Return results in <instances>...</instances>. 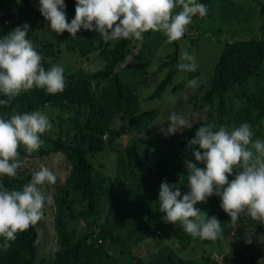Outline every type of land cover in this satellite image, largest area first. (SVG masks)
Instances as JSON below:
<instances>
[{
    "label": "trees",
    "instance_id": "obj_1",
    "mask_svg": "<svg viewBox=\"0 0 264 264\" xmlns=\"http://www.w3.org/2000/svg\"><path fill=\"white\" fill-rule=\"evenodd\" d=\"M8 1L15 5L19 4L22 8L12 9L6 19H0V38L17 26L28 24L30 31L27 38L42 56L41 64L46 70L54 64H60L59 61L68 52L80 55L82 66L61 64L65 69L63 92L47 94L45 90L34 87L27 92L22 91L20 95L12 98L8 105H0V117L8 118L14 111L22 114L40 110L47 111L48 117H51L55 124L53 129L41 134L43 143L36 151L28 153L23 144L18 147L23 166L17 170L15 177H0V183L10 190L22 189L23 185L31 180L32 173L39 170L32 163L36 160L49 168L56 177L60 174L54 185L45 181L38 187L42 190L50 187L57 189L55 203L52 202L50 210L55 212L56 229H61L58 234L60 239L56 243L53 241V252L42 251L41 243L45 237L43 230L46 229L43 221L50 213V211L47 214L43 212L47 204L45 203L42 218L28 229L18 232L16 239L9 242L11 246L7 250L0 248V264H132L134 261L137 264H218L217 261L211 260L205 251L200 257H183L178 248L167 240L168 230L171 228L163 223L161 219L163 214L152 210L151 205L145 206L147 210H143L141 205H135L140 208V211L144 213L146 211L152 216L148 221L141 217V233H138L133 240L122 238L113 229L105 231V223L110 220L109 217H102V210L109 207V211H112L111 207L113 208L114 205H124V202L119 199L120 196H139L141 189L154 197V202L159 208L158 200L162 182L175 184L178 180V171L183 165L178 161V164L173 166L171 160H157L151 155L139 154L138 136L145 135L147 141L144 145H146L152 142L150 139L152 132L146 127L148 123L142 121L143 117L140 119L131 115L127 133L133 135V142L126 148L125 153L132 163L140 165L149 172L148 180L139 182L143 186L138 187L135 182L132 187L129 185L126 189H119L112 178L100 179L94 165L90 162V158L95 154L107 151L117 141L119 132L115 124L120 118L128 117V114L122 115L121 112L112 108L111 99L107 105L105 97L107 93L111 97L112 92L122 99L128 95V88L120 77L122 65L137 48L134 45V39H120L105 43L98 32L83 28L76 37H72L67 31L51 36L46 26L40 24L42 14L39 6L32 4L35 0ZM199 3L203 1L200 0ZM65 4L67 20L71 23L75 17L76 0H65ZM207 7L210 11L211 4ZM18 11L19 14H15ZM7 22L10 23L9 26L6 25ZM92 58L98 62H91ZM178 63H180L179 53H176L161 66V69L172 66L175 72L170 71L162 81V85L147 100H154L169 86H173L172 92L182 87L172 83V79L180 72L177 68ZM190 78H197V74L191 72ZM197 90L202 94V100L198 99V93L191 96L189 104L194 105L192 112L197 110V107L209 106L210 108L211 121L205 119L202 124L215 122L231 130L246 122L252 126L254 139H264V26L261 34L252 40L243 43L227 42L215 66L211 81L207 83L201 79ZM7 99L8 97L0 93V100ZM197 130L198 128L187 130L179 138V148L183 151L182 161L192 159L191 151L188 150V141L194 138ZM106 133L110 136L109 140L103 138ZM52 155H57L67 162L63 164L64 171L68 174L65 184L60 182L63 181L62 173L58 172L52 164L45 162ZM235 174L234 170L229 176V181L235 178ZM60 195L64 196L59 198ZM217 197L219 196L213 195L208 198L210 204L219 205L217 211L212 208L208 215L217 217L222 223L223 231L220 237H223V240L229 238L230 246L227 245L225 248L226 242L223 246L221 245L223 250L229 251L227 255L223 254L225 262L240 264V260L236 258L238 251L243 252L241 245L246 250L251 248L255 241L254 237L264 235V228L262 225L257 226L258 222L251 218L249 224L237 226V230L232 234L233 239L231 227L225 217L226 212L220 207L221 198ZM156 220H158L157 225ZM79 221L87 222L86 233L78 235V230L73 229L70 232L67 229ZM93 226H98L102 231L98 234L95 231L92 232ZM254 227L258 228L252 238H249L250 230ZM55 234L57 235L56 230ZM94 235L103 240L101 244ZM247 239H251L252 243H247ZM3 243L4 238L0 237V244ZM110 249L117 253V258L108 253ZM135 249L138 250L137 253ZM213 253L219 254L218 252L211 254ZM124 255L131 258L125 260Z\"/></svg>",
    "mask_w": 264,
    "mask_h": 264
},
{
    "label": "clouds",
    "instance_id": "obj_2",
    "mask_svg": "<svg viewBox=\"0 0 264 264\" xmlns=\"http://www.w3.org/2000/svg\"><path fill=\"white\" fill-rule=\"evenodd\" d=\"M177 8L180 10L174 12ZM65 9V0H39V11L51 31H67L76 37L83 28L98 32L105 43L141 40L150 30L161 32L171 43L185 35L193 17H203L207 12L206 5L197 0H76L75 17L69 23ZM29 31L30 25L24 24L0 38V93L8 97L0 100V105H8L22 91L34 87L47 94L65 89L64 67L54 64L46 70L42 66V56L27 38ZM180 61L177 68L182 72L198 68L194 54L187 51L181 52ZM200 80L191 79L188 86L197 88ZM192 126L183 115L172 112L161 131L171 136ZM51 128L48 115L40 110L22 114L14 111L8 118L0 117V177H15L23 166L18 147L23 144L28 153L36 151L43 143L41 134ZM253 137L252 126L246 122L231 130L215 122L202 124L188 141L192 157L185 161L189 191L182 195L178 185L167 181L160 186L162 221L173 225L179 222L193 238L215 240L222 234V223L195 207L215 195L221 198L220 207L233 225L242 214L264 224V139ZM234 170L235 178L229 181ZM56 179L49 168L41 167L20 190H10L0 183V237L4 238L0 248L7 250L18 232L41 219L45 202L50 204L52 198L38 186L45 181L55 183ZM259 264H264V259Z\"/></svg>",
    "mask_w": 264,
    "mask_h": 264
},
{
    "label": "rangeland",
    "instance_id": "obj_3",
    "mask_svg": "<svg viewBox=\"0 0 264 264\" xmlns=\"http://www.w3.org/2000/svg\"><path fill=\"white\" fill-rule=\"evenodd\" d=\"M202 1L207 8L206 15L203 17L199 15L193 17L192 23L187 27L185 35L181 39L169 43L161 32L151 30L143 33V38L141 40L134 39V45L137 48L133 50L127 62L122 65V76L120 77L124 80V84L128 88V95H125V98L122 99L112 92L111 97L109 93H107L105 97V103L107 105H109L111 99L113 102L112 108L117 112H121L122 115L128 114V117L120 118L118 123L115 124V128L119 132L117 141L107 151L95 154L90 158V162L94 165L95 172L100 179H105L106 177L112 178L113 183L119 189H126L129 185L132 187L135 185V182L138 187L143 186V184L140 185L139 182H141V180H148L149 177V172L140 165L132 163L125 153L126 148L133 142V135L127 133L131 115L140 119L143 117L142 121L148 123L146 127L152 132L150 138L152 142H148L146 145H144L147 141L145 135L138 136L139 141H137V147L139 154L151 155L157 160H171L173 166H176L178 161L182 163L183 165L178 171V180L175 184L180 187L182 195L189 191L187 187V169L185 161H182L181 158L183 151L180 150L178 141L187 130L199 128L205 119L211 121L209 116L210 108L209 106H205V108L200 107L198 108L200 110L197 109L192 112L193 105H188L191 95L193 94L198 93V99L202 100V94L197 90L198 87L191 88L188 86L191 80V72L180 71L172 79L174 85L182 86L176 92H172L173 86H169L163 94L158 95L154 100H147L148 97L154 94L162 85V81L166 78L167 74L170 71L175 72L172 66H166L164 69H161V66L166 64L170 57L176 53H179L180 61L181 52L187 51L194 54L196 58L198 68L195 74H197V77L209 83L214 74V69L219 61L223 47L227 42L237 41L243 43L261 34L264 26V0ZM197 2L199 3L200 0H197ZM32 4L36 5L37 3L33 2ZM210 4L211 10L209 11L207 6ZM21 8L19 4L15 5L8 0H0V19L8 17L10 10H20ZM179 10V8L174 9V12ZM15 14H19V11ZM40 24L41 26H46L47 32L51 36L58 35L47 27L48 22L43 15ZM63 55L64 54H62V56ZM91 62L98 61L92 58ZM59 63L62 65L75 64L81 67L82 58L78 54L68 52L62 57ZM124 92H126V87H124ZM139 100L141 101L140 103ZM172 112L181 114L186 119L190 120L193 125L192 128L178 131L175 135L166 136L161 131V128L167 127L168 117ZM45 113L47 114L48 112L46 111ZM49 119L52 123L51 129H53L55 124L51 117ZM143 134L145 133L143 132ZM109 138L110 136L106 140H109ZM45 162L52 164L58 172L62 173L63 181L60 182L65 184L64 181L68 174L64 171L63 164L67 162L57 155L48 157ZM32 163L36 168L40 169L44 167L40 161L36 160ZM58 176H60V174H57V178ZM51 184L54 185V183ZM40 190L46 197L50 196L52 202L55 203V196L57 193H55V190L57 189L50 187L45 190L40 188ZM141 193L143 194L141 195ZM138 194L139 196L135 195L134 197L131 195L120 196L119 199L124 202V205H114L113 208L111 207L112 211H109V207L101 211L102 217H109L110 220L108 223H105V231L113 229V231L122 238L132 240L138 233H141V217L148 221L152 215L147 214L146 211L145 213L140 211V208L135 205H141L143 210L146 209L145 206L151 205V209L157 212H159V208L156 202H154V197H152L149 192L146 193V191L141 189ZM62 196L64 195H60L59 198ZM147 198H149V200H147ZM217 198L220 199L219 197ZM52 202L49 204L46 201L45 203L47 204L43 209V212L46 214L50 211L49 216L43 221L46 229L43 230L45 237L41 243V247L43 248L42 251L47 253L53 252V241L56 243V241L60 239L58 234H60L59 230H61L60 228L56 229L54 224L55 212L50 210ZM195 207L207 212V214H210L212 208L215 211L219 209V205L210 204L208 199L207 202L198 203ZM226 215L225 217L228 219L229 227H231V236L233 239L234 236L232 233L237 229V226L245 223L249 224L251 220L250 216L242 214L238 222L233 225L231 223V217L227 213ZM85 223L84 221H79L67 229L70 232H72L73 229L78 230V235H81L85 232ZM157 223L158 220H156V225ZM163 223L171 228L168 230V234L171 237L168 236L167 240L178 248L183 257L195 258L200 256V254L203 256V251L207 254L218 252L221 254L225 253L226 255L229 252L223 250L221 247L224 242H226L224 245L225 248H227V245L230 246L229 238L223 240V237H220L221 235L215 240L193 238L183 230L179 222L173 227V224L170 226V224ZM260 225L264 228V224L258 222L257 226ZM257 228L258 227H254L250 230L249 238H252ZM131 229L134 231H130ZM55 230L57 235L55 234ZM254 238L255 241L251 248L246 250L244 246L241 245L240 248L243 252L238 251L236 258L240 260V264H259V261L264 259V235H259ZM134 251L135 253L138 252L137 249ZM108 253L111 254L112 250L110 249ZM124 257L125 260L131 258V256L128 255H124Z\"/></svg>",
    "mask_w": 264,
    "mask_h": 264
},
{
    "label": "crops",
    "instance_id": "obj_4",
    "mask_svg": "<svg viewBox=\"0 0 264 264\" xmlns=\"http://www.w3.org/2000/svg\"><path fill=\"white\" fill-rule=\"evenodd\" d=\"M34 2L37 3L35 6H39V0H35ZM3 19H6V18H3ZM9 24H10V23H8V22L6 23V25H8V26H9ZM12 27H13V26H12ZM191 96H192V95H191ZM188 105H191V104L188 103ZM188 105H187V106H188ZM193 108H194V105H193ZM198 108H200V107H197V109H198ZM192 110H193V109H192ZM202 123H203V122H202ZM202 123H201V125H200L199 127L202 126ZM226 216H227V215H226ZM87 228H88V224H87V222H86V223H85V233H86V231H87ZM95 229H96L97 231H102L101 228H99L98 226H93V227H92V230H93L92 232H94ZM236 230H237V229H236ZM236 230H235V231H236ZM235 231H234V233H235ZM232 234H233V233H232ZM251 243H252V242H251ZM251 243H250V244H251ZM214 254H217V253H213V254H211V255L208 254L211 260H213V256H214ZM223 254H225V253H222V254L219 253L218 255H220V256H222V257L224 258L225 256H224ZM110 255L113 256V257H115V258H117V253L114 252V251H112V253H111ZM225 255H226V254H225ZM200 256H201V254H200ZM200 256H198V257H200ZM135 263L137 264L136 261L132 262V264H135Z\"/></svg>",
    "mask_w": 264,
    "mask_h": 264
},
{
    "label": "built area",
    "instance_id": "obj_5",
    "mask_svg": "<svg viewBox=\"0 0 264 264\" xmlns=\"http://www.w3.org/2000/svg\"><path fill=\"white\" fill-rule=\"evenodd\" d=\"M108 137H109V134H107V133L103 136V138H104L105 140L108 139ZM97 233H98V231H97ZM94 238H98L97 235H94ZM98 239H99V243L101 244L103 240L100 239V238H98ZM213 260L217 261L218 264H227V263L225 262L224 258H223L222 256L218 255V254H214V256H213ZM135 264H136V263H135Z\"/></svg>",
    "mask_w": 264,
    "mask_h": 264
}]
</instances>
